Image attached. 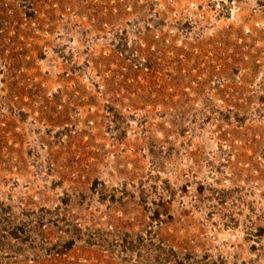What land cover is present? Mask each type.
Listing matches in <instances>:
<instances>
[{
  "label": "rangeland",
  "instance_id": "1",
  "mask_svg": "<svg viewBox=\"0 0 264 264\" xmlns=\"http://www.w3.org/2000/svg\"><path fill=\"white\" fill-rule=\"evenodd\" d=\"M0 264H264V0H0Z\"/></svg>",
  "mask_w": 264,
  "mask_h": 264
}]
</instances>
